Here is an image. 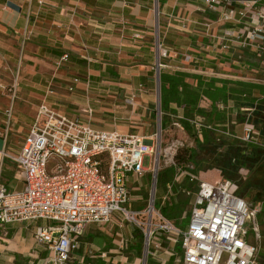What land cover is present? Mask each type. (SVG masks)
<instances>
[{
  "label": "crops",
  "instance_id": "crops-1",
  "mask_svg": "<svg viewBox=\"0 0 264 264\" xmlns=\"http://www.w3.org/2000/svg\"><path fill=\"white\" fill-rule=\"evenodd\" d=\"M8 1L20 10L9 7ZM154 1L0 0V182L8 189H21L23 181L7 155L18 152L42 102L95 129L150 138L158 120L157 68L263 87L264 51L233 45L226 52L215 38L227 29L238 33L244 29L241 24L217 23L218 14L208 10L203 0H158L156 11ZM260 6L264 7V0ZM208 20L212 21L209 31L203 26ZM156 26L160 47L168 51L163 57L157 49ZM63 55L67 58L62 59ZM187 80L196 83L194 78ZM252 97L259 99L263 93L255 88ZM205 99L200 98L199 106L209 110L211 102ZM224 105L226 112L228 108L248 113L254 109L235 101ZM176 110L175 115H183L182 108ZM171 114H166L164 129L170 125ZM195 175L198 180H217V176L201 178L209 173ZM149 176L152 180L153 175ZM168 185L171 194L162 203ZM164 189L162 205L174 195L171 184ZM189 208L190 199L187 214ZM185 215L170 220L181 226ZM123 222L114 216L105 225L86 226L65 264H141V260L171 264L175 254L180 262V246L165 240L164 249L151 246L153 253L145 261L143 231ZM41 224L47 222L0 224V264H50L46 247L33 238L35 226Z\"/></svg>",
  "mask_w": 264,
  "mask_h": 264
},
{
  "label": "built area",
  "instance_id": "built-area-1",
  "mask_svg": "<svg viewBox=\"0 0 264 264\" xmlns=\"http://www.w3.org/2000/svg\"><path fill=\"white\" fill-rule=\"evenodd\" d=\"M203 1L208 10L218 14L214 20L217 23L235 22L244 28L235 34L223 30L215 37L223 51L230 52L233 45L264 51L261 0ZM203 26L209 31L212 21H204ZM158 47L161 55L166 56L168 51L160 44ZM66 58L67 55L62 56ZM261 84L264 87V79ZM216 107L223 110L226 106L217 103ZM176 117L177 120L164 129L165 133L172 127L184 130L180 122L183 115ZM189 122L200 133L202 127H211L190 119ZM242 129L241 137L226 130L217 131L242 142L262 145L252 124L245 122ZM179 144V140L171 139L162 147L153 136L144 138L117 130L95 129L42 102L18 152L14 156L7 155L20 172L23 187L12 190L0 182V224L47 222L45 226H35L33 238L46 247L50 264L67 263L74 241L86 226L105 225L114 216L143 231L145 261L146 256L153 253L149 251L151 244L154 249H161L165 240L180 246V264H262L254 242L260 238L255 222L259 209L238 196L229 180H198L192 165H177L174 156ZM145 156L150 158V165L146 167L142 163ZM160 162L164 168H175V181L183 175L191 181L198 180L194 192L186 191L190 208L185 227L166 218L151 203L146 209L130 208L133 198L129 181L141 179L146 172L153 175ZM155 190L152 179V199ZM170 192L168 185L162 203L169 199ZM247 225H250V235Z\"/></svg>",
  "mask_w": 264,
  "mask_h": 264
},
{
  "label": "rangeland",
  "instance_id": "rangeland-1",
  "mask_svg": "<svg viewBox=\"0 0 264 264\" xmlns=\"http://www.w3.org/2000/svg\"><path fill=\"white\" fill-rule=\"evenodd\" d=\"M154 4V9L156 11L158 7V0H155ZM155 34L157 49H159L158 44L161 43V40L157 26ZM210 105L212 104L210 103ZM228 110L229 108L227 109V112ZM171 115L174 117L170 118L172 119L171 121L169 119L167 120L168 125L172 121L177 120L175 114ZM246 117L247 119H245L243 122H240L238 116L236 117V112H233V110H229V113L226 114L225 123L221 124L220 126H215L205 116H201L198 114L194 115L192 118H190V120L196 121L203 125L211 126L209 129H216L215 132L217 133V135L212 134L207 140H205L203 134L200 133L194 126H192L191 130H179L175 127H172L170 132L165 133L164 128H161L159 124L161 121L160 113V118L156 120L157 124L153 126V138H156L157 142L161 143L162 147L165 146V143L168 140L172 139L179 140L180 144L177 151L180 148H190L194 150V160L192 163H189V165H192L194 167L193 171L195 174L201 175L204 173H209V175H201L202 179L210 180L212 179V177L216 178L215 176H217V180H229L232 183L234 190L238 196L242 197L251 207L259 209L255 216V222L259 227L260 238L258 241L254 242L258 247V259L264 260V205L261 204V201H264V164L262 166H258V163H260L261 158L263 157L255 153L254 149L250 148L249 146L243 143L232 141V136L230 135L233 134L238 137L242 136L243 124L245 122L249 123L248 114H246ZM97 127L104 128L101 126ZM203 128L206 127H202V129ZM217 130H226L230 134H221L218 133ZM256 130L259 132L258 129ZM263 131L264 128L260 132ZM7 161L9 165H14L10 159H7ZM142 163L145 167L149 166L150 158L148 156H145ZM162 168H164V166L163 163L160 162L159 167L156 168V171ZM211 173L213 174L210 175ZM149 178V172H146V174H144L141 179L133 180L130 182L131 196L141 195L142 197V199L136 200V198L132 196L133 200L130 201V208L132 210L146 209L147 206H149V203L155 206V203L159 202V205H162L160 192L163 193L165 189L160 188L159 186L157 187L156 185V193L154 195V198L152 199L150 197L151 178ZM196 185H198V182H196ZM157 206L158 204L155 207L158 208ZM123 223L127 225L129 224L134 227V229L140 230V228H138L131 222L124 220ZM247 229L249 230L250 235V225H247ZM251 239H253L252 235ZM143 243L144 240L142 241V246H144ZM151 246H153V244H151ZM161 247L164 249V244H162ZM151 250L153 249L149 247V251ZM142 261L143 260H141V264H143ZM171 264H180L177 254H175V256L173 257Z\"/></svg>",
  "mask_w": 264,
  "mask_h": 264
},
{
  "label": "trees",
  "instance_id": "trees-1",
  "mask_svg": "<svg viewBox=\"0 0 264 264\" xmlns=\"http://www.w3.org/2000/svg\"><path fill=\"white\" fill-rule=\"evenodd\" d=\"M187 78L196 79V83H191ZM255 88H258L263 93V97L259 99L252 97V90ZM202 96L210 100L212 104L211 109L207 110L199 106V100ZM228 101H235L237 105L254 107L249 113L248 111L242 112L237 110L236 117L238 116L240 122H243L247 119L246 114H248L249 123L259 130L258 138L262 145L242 142V140L235 137H231V140L243 143L254 149L255 153L263 157L260 163H258V166H262L264 164V131H260L264 128V87L242 81H231L215 77L205 78L183 71L171 73L160 71L161 128L166 126V114H176V108H182V110H184L183 119H180V122L186 130L192 129L193 125L189 122V119L196 114L205 116L213 125L220 126L225 123L227 112L225 110H218L216 103L221 102L226 104ZM201 133L205 140L212 134L217 135L215 130L209 128L201 129ZM194 156V150L190 148H180L174 159L177 165L183 167L192 163ZM175 171L173 166L165 167L157 171V187L165 188V185L171 184L174 195L170 201L166 202L164 205L160 206L159 202H157L155 206L158 204L157 207L160 209L161 213L164 214L166 218L172 220H177L186 212L181 224L183 227L188 222L186 206L189 197L186 196L185 191H195L197 185L196 182L190 181L188 176H184L179 182H174L173 178ZM261 203L264 205V201H261ZM259 262L264 264V260H259Z\"/></svg>",
  "mask_w": 264,
  "mask_h": 264
},
{
  "label": "water",
  "instance_id": "water-1",
  "mask_svg": "<svg viewBox=\"0 0 264 264\" xmlns=\"http://www.w3.org/2000/svg\"><path fill=\"white\" fill-rule=\"evenodd\" d=\"M6 4L16 11L20 10V8L16 4H14L10 1H8ZM158 65H159V62H158ZM156 81H157V85H158V89H157L158 106H157V110H158V118H159V113H160V72H159L158 68H157V74H156ZM156 174H157V172H154V174H153V184L156 183ZM144 257H145V251H144Z\"/></svg>",
  "mask_w": 264,
  "mask_h": 264
}]
</instances>
